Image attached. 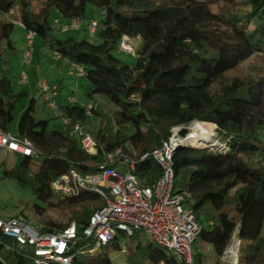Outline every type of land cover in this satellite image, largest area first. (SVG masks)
Returning a JSON list of instances; mask_svg holds the SVG:
<instances>
[{
    "label": "trees",
    "instance_id": "16d2710c",
    "mask_svg": "<svg viewBox=\"0 0 264 264\" xmlns=\"http://www.w3.org/2000/svg\"><path fill=\"white\" fill-rule=\"evenodd\" d=\"M88 2L105 15L96 30L100 43L59 39L49 22L51 9L67 22L80 21ZM21 3H28L22 8L27 35L41 36L60 61L79 67L80 76L92 84L88 95L109 98L118 125L114 135L85 132L80 121L98 111L91 105L59 104L54 99L58 86L53 85L55 110L68 121L65 128L51 129L49 120H37L33 101L12 131L16 95L7 75L0 77V129L30 140L37 151L19 154L21 163L5 169L4 175L44 202L54 198L51 212H62L49 213L35 226L43 233H57L76 222L79 238L69 253L72 264H114L108 255L94 253L95 242L82 235L91 215L102 207L101 198L90 190L61 198L53 193L52 181L73 169L86 176L115 166L107 154L121 149L136 159L135 173L143 185H152L162 168L152 157H140L160 148L173 127H182L180 135L185 136L192 123L207 122L216 128L204 139L206 146L180 147L172 159L173 190L185 195L200 225L193 264H206V245L221 259L235 234L240 239L237 264H264V142L259 135L264 128V72L259 66L244 76L236 72L254 57H264V0H0V7L9 12ZM13 30V22L0 19V64L10 62L5 54L14 51ZM124 37L130 42L140 38L134 66L113 54L122 49ZM76 124L96 142L95 153L73 132ZM124 129L130 135L120 140ZM35 160L41 161L36 172ZM36 211L45 210L36 206ZM119 234L100 246L121 250ZM138 235L130 236L135 240ZM7 244L13 242L0 230V264H36L25 249H8ZM125 252L127 264H184L153 240L139 241Z\"/></svg>",
    "mask_w": 264,
    "mask_h": 264
},
{
    "label": "built area",
    "instance_id": "2783aa9c",
    "mask_svg": "<svg viewBox=\"0 0 264 264\" xmlns=\"http://www.w3.org/2000/svg\"><path fill=\"white\" fill-rule=\"evenodd\" d=\"M98 24V21H91L89 25L91 35L96 33ZM80 26L81 22L73 19L69 27L79 29ZM69 27H65L64 30L67 31ZM33 36V32L27 35L30 45ZM120 46L122 50L134 53L128 37L123 38ZM31 58V51H27L25 62L29 63ZM21 80H26L24 74ZM43 90L49 107L59 115L53 99L56 95L55 87H52V95L46 83L43 84ZM67 122L63 119V123ZM213 126L214 128L210 130L211 135H214L216 128L215 124ZM181 129L182 127H173L168 140L164 141L160 148L140 157V160L152 157L162 168V175L152 185H143L142 177L135 173L136 159L121 149L107 154L109 161L116 163L115 166L102 167L100 172L86 176L73 169L52 181L53 193L61 198L76 196L81 190H90L103 201L102 207L91 215L87 225L83 227L82 235L85 238H91L98 245H104L119 233L132 235L134 232L146 231L151 240L179 255L184 264H193L192 246L199 234L200 225L193 210L186 204L185 195L173 190L172 159L178 148L194 146L197 140L206 146L202 140L207 137L200 135L189 145L191 132L188 131L187 135L181 136ZM193 129L201 132L199 126ZM73 132L82 136L81 142L85 149L91 153L96 152V142L89 134L83 132L80 124L74 125ZM0 148L27 156L37 153L30 140L20 139L1 129ZM0 230L13 242L12 245H6L8 249L14 250L13 246L25 249L36 264H72V256L69 253L74 241L79 238L76 222L70 223L60 232L43 233L33 223L23 219L14 218L9 221L0 219ZM239 248L240 239L235 234L222 259L228 257L233 264H237Z\"/></svg>",
    "mask_w": 264,
    "mask_h": 264
},
{
    "label": "rangeland",
    "instance_id": "374dc122",
    "mask_svg": "<svg viewBox=\"0 0 264 264\" xmlns=\"http://www.w3.org/2000/svg\"><path fill=\"white\" fill-rule=\"evenodd\" d=\"M35 6L33 4L31 8ZM24 7H28V3L18 4L9 12H6L0 7V19H6L14 23V30L11 35V41L15 47L14 51L11 52L9 50V53L5 54L6 59L9 58L10 61L8 65L0 64V77L3 74L7 75L10 80L12 92L16 95L14 107L15 118L10 124L12 131L17 127L19 117L23 110L27 109L33 101V115L37 120H49L51 129L62 130L65 128L62 117L57 116L55 111L45 101L43 84L46 83L50 87V95H52V86H58L57 95L54 99L59 104H77L83 107L91 105L98 111L99 114H88L85 119L80 121L85 132L94 136L114 135L117 132L118 125L112 118L114 105L111 100L104 95L89 96L88 91H90L92 84L85 76H80L79 67L65 60L60 61L54 52L48 49L41 36L35 34L31 39L32 44L30 45L27 39V32L22 25V22L25 21V17L22 14V8ZM104 17V12L99 6L88 2L86 4L85 17L80 19L81 26L79 29L70 28V22L65 21L55 8L51 9L49 22L54 34L59 39L73 37L76 40H81L88 38L93 43L98 44L101 41L98 33L91 35L87 26L93 20L98 22L102 21ZM65 27H69L67 31L64 30ZM140 43L139 37L131 39V45L135 52L140 46ZM27 51H31L32 53V58L29 63L25 62ZM113 54L125 64L130 66L136 64V56L130 52L117 49ZM252 66H259L257 69L262 68V72H264V57H254L236 72L244 76ZM252 70L254 69L252 68ZM23 74L26 76L25 81L21 80ZM198 126L201 127V132L193 129ZM212 128L214 126L210 123L206 125L203 123H192L187 129L191 132L188 144L193 143V140L196 137H200V135L209 138L212 136L210 133ZM129 135L130 132L124 129L120 140H125ZM259 135L261 141L264 142V128L260 130ZM219 140L224 141L223 138ZM202 141L204 143L207 142V140ZM21 160V155L6 148H0V219L9 221L14 218H19L31 222L33 225H38L43 222L49 213L53 216L61 211L51 212L49 203L53 202L54 198L50 199L49 202H44L38 199L29 187L20 185L14 178L5 177V169L19 165ZM40 164V160L33 162L32 169L34 172L38 170ZM36 206L43 208L45 210L44 213L39 214L36 211ZM203 224L207 226V223ZM138 234L135 240L130 235L124 236L123 234H119L121 250H113L109 247L104 248L94 243L92 244V251L103 256L108 255L114 264H127L126 249L139 241L146 243L151 240L146 231H139ZM204 252L207 258L206 264H233L228 257L226 259H218L211 245H206Z\"/></svg>",
    "mask_w": 264,
    "mask_h": 264
},
{
    "label": "bare ground",
    "instance_id": "6f19581e",
    "mask_svg": "<svg viewBox=\"0 0 264 264\" xmlns=\"http://www.w3.org/2000/svg\"><path fill=\"white\" fill-rule=\"evenodd\" d=\"M197 128V127H196ZM201 131H202V129H201ZM200 144V141L199 140H197V142H196V144H194V146L196 147V146H198Z\"/></svg>",
    "mask_w": 264,
    "mask_h": 264
}]
</instances>
